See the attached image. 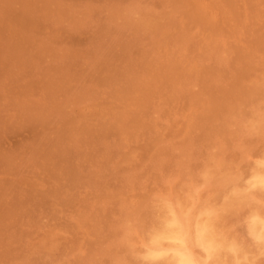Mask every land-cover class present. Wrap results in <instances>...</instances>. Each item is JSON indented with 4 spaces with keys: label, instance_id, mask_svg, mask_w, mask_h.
I'll return each mask as SVG.
<instances>
[{
    "label": "rangeland",
    "instance_id": "374dc122",
    "mask_svg": "<svg viewBox=\"0 0 264 264\" xmlns=\"http://www.w3.org/2000/svg\"><path fill=\"white\" fill-rule=\"evenodd\" d=\"M201 1L0 0V264H117L175 178L264 151V0Z\"/></svg>",
    "mask_w": 264,
    "mask_h": 264
},
{
    "label": "clouds",
    "instance_id": "9594fccd",
    "mask_svg": "<svg viewBox=\"0 0 264 264\" xmlns=\"http://www.w3.org/2000/svg\"><path fill=\"white\" fill-rule=\"evenodd\" d=\"M117 264H264V151L175 178Z\"/></svg>",
    "mask_w": 264,
    "mask_h": 264
},
{
    "label": "bare ground",
    "instance_id": "6f19581e",
    "mask_svg": "<svg viewBox=\"0 0 264 264\" xmlns=\"http://www.w3.org/2000/svg\"><path fill=\"white\" fill-rule=\"evenodd\" d=\"M4 1H6V0H3V2H4ZM27 1H28V0H27ZM31 1H32V0H31ZM38 1H39V0H38ZM41 1H42V0H41ZM51 1H52V0H51ZM188 1H189V0H188ZM199 1H201V0H199ZM211 1H212V0H211ZM216 1H217V0H216ZM222 1H223V0H222ZM227 1H228V0H227ZM3 2H2V5H3ZM16 2H17V1H16ZM55 2H56V1H55ZM184 2H185V1H184ZM184 2H183V3H184ZM191 2H192V1H191ZM214 2H215V1H214ZM214 2L212 1V3H214ZM217 2H218V1H217ZM220 2H221V1H220ZM6 3H8V2H6ZM185 3H186V2H185ZM187 3H188V2H187ZM194 3H195V2H194ZM200 3H202V1H201ZM222 3H223L222 5L224 6V2H222ZM225 3H226V2H225ZM228 3H229V1L227 2V4H228ZM230 3H231V1H230ZM13 4H14V2H13ZM29 4H30V3H29ZM38 4H39V3H38ZM49 4H50V3H49ZM51 4H52V3H51ZM190 4H191V3H190ZM7 5H8V4H7ZM27 5H28V4H27ZM30 5H31V4H30ZM36 5H37V4H36ZM41 5H42V4H41ZM187 5H188V4H187ZM200 5H201V4H199V6H200ZM229 5L231 6V4H229ZM229 5H227V6H229ZM10 6H11V5H10ZM19 6H20V5H19ZM34 6H35V5H34ZM132 6H133V4H132ZM188 6H189V5H188ZM234 6H235V5H234ZM0 7H2V6H0ZM3 7H4V6H3ZM11 7H12V6H11ZM50 7H51V9H52V6H50ZM119 7H120V6H119ZM122 7H123V6H122ZM128 7H129V6H128ZM134 7H135V6H134ZM215 7H217V6H215ZM232 7H233V4H232ZM7 8H8V7H7ZM26 8H27V7H26ZM36 8H37V7H36ZM42 8H43V7H42ZM109 8H110V7H109ZM112 8H113V7H112ZM203 8H205V7H203ZM4 9H5V8H4ZM21 9H22V8H21ZM29 9H30V8H29ZM38 9H41V8H38ZM47 9H48V8H47ZM129 9H130V8H129ZM197 9H198V7H197ZM199 9H200V8H199ZM221 9H222V8H221ZM35 10H37V9H35ZM112 10H113V9H112ZM116 10H117V8L114 9V11H116ZM131 10H132V9H131ZM193 10H194V9H193ZM195 10H196V8H195ZM208 10H209V9H208ZM5 11H7V9H6ZM19 11H20V10H19ZM23 11H24V10H23ZM41 11H42V10H41ZM44 11H45V10H44ZM44 11H43V12H44ZM117 11H118V10H117ZM127 11H128V10H127ZM127 11H126V12H127ZM220 11H221V10H220ZM50 12H52V11H50ZM118 12H119V11H118ZM118 12H117V13H118ZM129 12H130V11H129ZM199 12H200V11H199ZM28 13H29V12H28ZM52 13H53V12H52ZM111 13H112V12H111ZM114 13H115V12H114ZM127 13H128V12H127ZM200 13H201V12H200ZM204 13H205V12H204ZM207 13H208V12H207ZM225 13H226V12H225ZM24 14H25V13H24ZM45 14H46V13H45ZM118 14H120V12H119ZM130 14H131V13H130ZM201 14H202V13H201ZM209 14H210V12H209ZM209 14H208V15H209ZM223 14H224V13H223ZM6 15H7V14H6ZM35 15H36V14H35ZM42 15H43V14L41 13L40 16H42ZM54 15H55V14H54ZM114 15H115V14H114ZM120 15H121V14H120ZM120 15H118V17H117L118 19H119V16H120ZM128 15H129V14H128ZM225 15H226V14H225ZM225 15H224V16H225ZM4 16H5V15H4ZM46 16H47V15H46ZM57 16H58V14H57ZM57 16H56V17H57ZM112 16H113V15H112ZM12 17H13V16H12ZM32 17H33V16H32ZM32 17H31V18H32ZM38 17H39V16H38ZM38 17H37V18H38ZM42 17H43V16H42ZM50 17H51V16H50ZM54 17H55V16H54ZM113 17H114V16H113ZM115 17H116V16H115ZM115 17H114V19H115ZM125 17H126V16H125ZM128 17H129V16H128ZM205 17H206V16H205ZM213 17H214V16H213ZM117 18H116V19H117ZM130 18H131V17H130ZM143 18H144V17H143ZM197 18H198V17H197ZM202 18H204L203 15H202ZM226 18H227V17H226ZM226 18H225V19H226ZM39 19H40V18H39ZM140 19H141V18H140ZM207 19H208V18H207ZM29 20H30V19H29ZM32 20H33V19H32ZM50 20H51V19H50ZM121 20H122V19H121ZM124 20H125V19H124ZM127 20H128V19H127ZM200 20H201V19H200ZM204 20H205V19H204ZM228 20H229V19H228ZM12 21H13V20H12ZM30 21H31V20H30ZM35 21H36V19H35ZM112 21H113V18H112ZM122 21H123V20H122ZM139 21H140V20H139ZM139 21H138V23H139ZM198 21H199V19H198ZM205 21H206V20H205ZM14 22H15V21H14ZM26 22H27V21H26ZM36 22H38V20H37ZM114 22H115V21H114ZM125 22H126V21H125ZM125 22H124V23H125ZM135 22H136V21H135ZM135 22H134V23H135ZM142 22H143V21H142ZM202 22H203V21H202ZM11 23H12V22H11ZM29 23H30V22H28V25H29ZM32 23H33V22H31V25H32ZM42 23H43V21H42ZM47 23H48V22H47ZM115 23H116V22H115ZM124 23H123V24H124ZM128 23H129V22H128ZM130 23L133 24V21L131 22V20H130ZM130 23H129V24H130ZM138 23H136V24L138 25ZM203 23H204V22H203ZM206 23H207V22H206ZM215 23H216V22H215ZM26 24H27V23H25V25H26ZM116 24H117V23H116ZM12 25H13V23H12ZM39 25L42 26V24H39ZM119 25H120V24H119ZM134 25H135V24H134ZM141 25H143V24H141ZM203 25H206V24H203ZM216 25H217V23H216ZM33 26H34V23H33ZM41 26H40V27H41ZM43 26H44V25H43ZM117 26H118V25H117ZM144 26H145V25H144ZM18 27H19V26H18ZM26 27H27V26H26ZM30 27H31V26H30ZM134 27H135V26H134ZM137 27H138V26H137ZM137 27H136V28H137ZM208 27H209V26H208ZM215 27H216V26H215ZM0 28H1V27H0ZM3 28H4V27H3ZM7 28H8V27H7ZM14 28H15V27H14ZM24 28H25V27H24ZM32 28H33V27H32ZM32 28H31V29H32ZM36 28H37V26H36ZM38 28H39V27H38ZM136 28H135V29H136ZM142 28H143V26H141V30H142ZM147 28H148V27H147ZM150 28H151V27H150ZM152 28H153V26H152ZM210 28H211V27H210ZM217 28H219V27L217 26ZM8 29H9V28H8ZM26 29H28V28H26ZM31 29H30V30H31ZM34 29H35V28H34ZM40 29H41V28H40ZM145 29H146V28H145ZM215 29H216V28H215ZM215 29H214V30H215ZM5 30H6V28H5ZM5 30H4V31H5ZM19 30H21V29H19ZM35 30H36V29H35ZM41 30H42V29H41ZM41 30H40V31H41ZM137 30H138V29H137ZM13 31H14V30H13ZM25 31H26V30H25ZM25 31H24V29H23V32H25ZM145 31H146V30H145ZM1 32H2V31H1ZM35 32H36V31H35ZM139 32H141V31H139ZM146 32H148V31H146ZM150 32H151V31H150ZM105 33H106V32H105ZM111 33H112V32H111ZM142 33H143V32H142ZM39 34H40V33H39ZM113 34H114V33H113ZM148 34H150V33H148ZM1 35H2V34H1ZM24 35H26V34H24ZM24 35H23V36H24ZM29 35H30V33H29ZM33 35H34V34H33ZM35 35L37 36V34H35ZM106 35H107V34H106ZM106 35H105V36H106ZM150 35H151V34H150ZM30 36H31V35H30ZM36 36H35V37H36ZM27 37H28V36H27ZM33 37H34V36H33ZM23 38H24V37H23ZM30 38H31V37H30ZM36 38H37V37H36ZM38 38H39V36H38ZM2 39H3V38H2ZM2 39H0V40H2ZM28 39H29V38H27V40H28ZM32 39H33V38H32ZM25 41H26V40H25ZM25 41H23V42H25ZM29 41H30V40H29ZM35 41H38V40H35ZM19 42H21V41H18V43H19ZM4 43H5V42H4ZM12 43H13V42H12ZM30 43H31V42H30ZM0 44H1V43H0ZM16 44H17V43H16ZM32 44H34V43H32ZM1 45H2V44H1ZM1 45H0V46H1ZM4 45H5V44H4ZM6 45H7V44H6ZM12 46H13V45H12ZM22 46H23V43H22ZM1 47H2V46H1ZM23 47H24V46H23ZM32 47H33V46H32ZM46 47H47V46H46ZM28 49H29V48H28ZM0 50H1V49H0ZM22 50H23V49H22ZM25 50H26V49H25ZM20 51H21V50H20ZM18 52H19V51H18ZM7 53H8V52H7ZM23 53H26V52L23 51ZM1 54H2V53H1ZM3 54H4V53H3ZM29 55H30V54H29ZM38 55H39V54H38ZM24 56H25V55H24ZM31 56H32V55H31ZM41 56H42V55H41ZM5 58H6V57H5ZM25 59H26V58H25ZM31 59H32V58H31ZM1 60H2V59H1ZM1 60H0V61H1ZM4 61H5V60H4ZM25 62H26V61H25ZM2 64H3V62H2ZM50 89H51V88H50Z\"/></svg>",
    "mask_w": 264,
    "mask_h": 264
}]
</instances>
